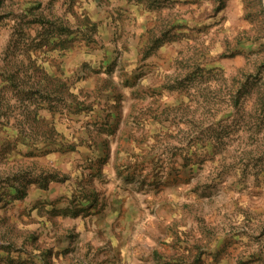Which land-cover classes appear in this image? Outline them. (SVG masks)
<instances>
[{
  "label": "rangeland",
  "instance_id": "374dc122",
  "mask_svg": "<svg viewBox=\"0 0 264 264\" xmlns=\"http://www.w3.org/2000/svg\"><path fill=\"white\" fill-rule=\"evenodd\" d=\"M0 264H264V0H0Z\"/></svg>",
  "mask_w": 264,
  "mask_h": 264
}]
</instances>
